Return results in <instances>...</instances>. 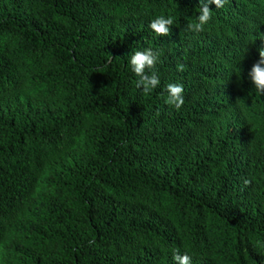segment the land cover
<instances>
[{"label": "trees", "instance_id": "obj_1", "mask_svg": "<svg viewBox=\"0 0 264 264\" xmlns=\"http://www.w3.org/2000/svg\"><path fill=\"white\" fill-rule=\"evenodd\" d=\"M200 7L0 0V264H264V94L245 42L264 0L210 4L189 31ZM161 15L168 36L149 26ZM148 48L145 94L130 58Z\"/></svg>", "mask_w": 264, "mask_h": 264}, {"label": "clouds", "instance_id": "obj_2", "mask_svg": "<svg viewBox=\"0 0 264 264\" xmlns=\"http://www.w3.org/2000/svg\"><path fill=\"white\" fill-rule=\"evenodd\" d=\"M227 0H201L200 14L198 16V22L190 23L187 25V29L192 32H201L212 18V11L209 8L210 4H215L216 8L224 7ZM174 20L171 17L165 18L159 16L150 23L151 30L157 36H168L170 34V26L173 25ZM245 42L250 49L252 55L254 53V59L256 63L252 66L251 71L248 73L251 82L255 86L256 90L260 94H264V26L249 25L246 30ZM159 58V53L153 51L151 48L143 51L137 50L130 58L132 70L139 77L136 82V87L142 89L147 94L153 89L157 88L160 84V79L156 72L146 74V69L155 68ZM179 70H183V65L179 66ZM168 93V99L166 101L169 105H174L179 109L184 104L183 98V86L179 84H168L166 86ZM247 183V181H245ZM173 259L177 264H191V256L188 254L180 255L179 252H175Z\"/></svg>", "mask_w": 264, "mask_h": 264}]
</instances>
